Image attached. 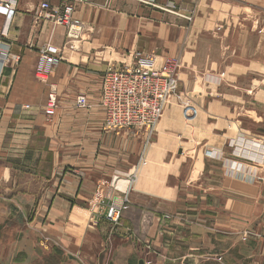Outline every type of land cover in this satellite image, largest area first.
<instances>
[{"label":"crops","instance_id":"0c3cea01","mask_svg":"<svg viewBox=\"0 0 264 264\" xmlns=\"http://www.w3.org/2000/svg\"><path fill=\"white\" fill-rule=\"evenodd\" d=\"M3 1L0 264H170L180 246L199 250L184 264H264V21L240 0H90L72 15L81 40L67 43L64 27L35 22L42 0ZM40 49L61 58L51 117ZM135 53L175 62V89L151 133L106 132L101 78ZM125 198L112 231L108 203Z\"/></svg>","mask_w":264,"mask_h":264},{"label":"built area","instance_id":"2783aa9c","mask_svg":"<svg viewBox=\"0 0 264 264\" xmlns=\"http://www.w3.org/2000/svg\"><path fill=\"white\" fill-rule=\"evenodd\" d=\"M19 0H4L3 8L12 11ZM141 6L158 8L157 0H132ZM90 0H60L56 6L42 0L36 6L33 17L37 24L52 22L65 28L67 43L81 40L84 34V25L72 17L75 7L87 4ZM189 20V17H184ZM4 46L0 45V61L7 57ZM13 63L18 64L20 57L13 55ZM61 62L59 55L45 49H40L34 71L38 82L48 86V93L44 113L53 116L57 106V89L48 84L53 69ZM176 86V63L165 61L157 65L151 55L135 53L132 62L128 65L120 64L108 68L101 78L100 105L104 112L103 129L106 132H125L129 130L151 133L168 103L169 97ZM76 108H88L87 97L80 94L76 98ZM129 205L125 198L120 204L108 203L105 221L112 231L119 227L124 211ZM164 219H169L164 216ZM147 249H150L147 247Z\"/></svg>","mask_w":264,"mask_h":264},{"label":"rangeland","instance_id":"374dc122","mask_svg":"<svg viewBox=\"0 0 264 264\" xmlns=\"http://www.w3.org/2000/svg\"><path fill=\"white\" fill-rule=\"evenodd\" d=\"M234 7L239 8V11L241 12V10H246V12H249V14H251L250 16L252 18H254L255 24H256V28L257 26H262V22L264 21V0H252V1H248V0H240V1H236L233 2ZM258 36L256 34V40H257ZM262 55V49L260 47L259 50H257L256 48V56L257 57H261ZM191 245H195V248H198V246H200L197 242H191ZM188 247H183L180 246L179 250L176 253H170L173 254L174 256H171L170 258V264H184V257L186 254H188L189 252L195 254L192 255L191 260H195L198 261L199 260V250H188ZM126 257V258H125ZM124 258H122V260L127 261V264H136L137 260L136 258L133 259L131 257L125 256ZM188 260H185V264H188ZM97 264H102V258L101 260L98 261Z\"/></svg>","mask_w":264,"mask_h":264}]
</instances>
